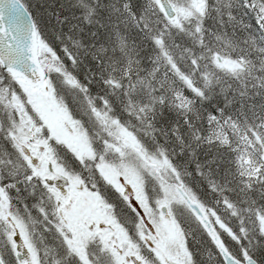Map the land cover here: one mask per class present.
<instances>
[{"label": "snow or ice", "instance_id": "1", "mask_svg": "<svg viewBox=\"0 0 264 264\" xmlns=\"http://www.w3.org/2000/svg\"><path fill=\"white\" fill-rule=\"evenodd\" d=\"M0 264H264V0H0Z\"/></svg>", "mask_w": 264, "mask_h": 264}]
</instances>
